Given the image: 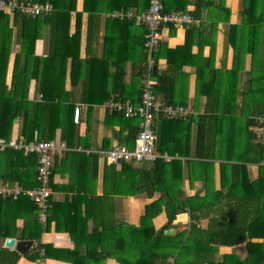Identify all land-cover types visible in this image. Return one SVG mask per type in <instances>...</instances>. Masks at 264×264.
I'll use <instances>...</instances> for the list:
<instances>
[{"label": "crops", "instance_id": "crops-1", "mask_svg": "<svg viewBox=\"0 0 264 264\" xmlns=\"http://www.w3.org/2000/svg\"><path fill=\"white\" fill-rule=\"evenodd\" d=\"M197 2L164 0L167 10L190 11L195 21L190 25L164 28L162 42L154 51V92L157 98L173 106H184L190 113L183 120L165 119L167 122L162 123L158 119L157 132L168 143L162 152L159 149L157 152L171 157L167 160L169 162L175 157L182 162L173 170L174 181H180L183 171L181 189L174 190V193L184 202L191 200V205H186V211L178 214L170 226L166 227L167 215L163 212L154 219L155 227L164 229V234L166 229L174 230L166 235L184 232L185 241L201 243L199 253L193 249L184 253L185 262L196 257L195 264H209V261L217 264L230 255L236 263L237 259L247 260L252 250L254 259L246 264H264V152H259L264 138H254L253 145H250L248 137V131L253 132L257 121L263 117L260 115L264 114V0H203L198 8ZM148 5L149 0H76L69 29L70 35L75 34L77 25L80 29L77 59H73V48L68 50V42L62 41L57 43L55 57L50 55L54 46L53 21L46 15L42 18L47 19L48 24L38 30L35 56L39 61L33 59L30 62L32 72L38 76L34 75L29 83L28 100L41 101V87L48 97L54 98L49 105L56 104L54 113L58 126L51 139L56 141L62 140L66 117L74 114L75 107L82 106V109L80 122L70 128L72 134L75 132V144L67 145V151L57 156L59 160L49 200V215L53 217L50 229L42 231L40 239L25 238V235L37 234L42 229L35 203L29 197L14 199L0 195V251H17L22 255L18 264H41L34 255L39 251L41 254L42 249L37 248L39 243L64 250L56 258H44V264H74L79 254L86 252L85 243L91 239L95 222H105L100 218L96 221V210L105 211L107 224L119 229L127 225L130 229L140 225L145 205L159 197V192L153 197L140 192L115 195L112 202L98 201L105 190V161L100 152L117 144L127 145L121 140L129 131L124 128L121 136L120 125H107L105 104L112 98L134 102L132 99L139 96L140 89L142 92L148 68V54L144 48L145 25L136 20L114 19L110 13L116 10L142 12ZM8 15L12 31L7 40L11 52L6 84L10 89L15 65H28V60L25 54H21L23 20L15 18L17 13ZM62 27L66 28L63 24ZM36 31L34 29V33ZM64 48L70 53L64 54ZM17 54L22 55L18 63ZM142 70L145 72L140 75ZM229 92L235 100L225 106L223 100L218 103L217 99ZM213 110L218 114L232 110L236 115L231 117L230 123L208 124L205 132L208 137L198 141L199 116ZM232 124L239 129V135L224 137L218 133L213 136L216 129H231ZM22 125L21 117L15 119L10 139L26 140L21 133ZM36 136L37 130L32 139ZM209 140H214V145L206 153L212 156H198V143L203 147ZM3 185L23 187L18 183L0 181V187ZM68 207L74 212L80 210V217H88V220L69 221ZM191 209L195 212L194 219ZM102 215L100 213L98 217ZM228 221L235 228L240 226L239 232H245L244 242L216 244L225 238L222 231ZM193 225L196 226L194 235L189 238ZM71 230H74V236ZM8 238L32 240L34 244L28 252L21 253L6 246ZM107 239L112 245L119 238ZM76 240L84 244L79 248ZM208 240L214 242L208 244ZM74 248L76 250L71 252ZM168 261L173 262L174 257H169ZM104 264L122 263L109 257Z\"/></svg>", "mask_w": 264, "mask_h": 264}, {"label": "trees", "instance_id": "trees-1", "mask_svg": "<svg viewBox=\"0 0 264 264\" xmlns=\"http://www.w3.org/2000/svg\"><path fill=\"white\" fill-rule=\"evenodd\" d=\"M34 2H51L54 5V10L45 17L48 20H51L52 24V39L54 42L53 49L51 50V56L55 57L58 53L57 43L62 41L63 43L69 44V48H73V59L79 58L80 53V29L77 25V30L75 34L70 35L69 23H70V14L72 10L76 9V0H31ZM200 3H203V0H198L197 8L200 7ZM44 16H38L36 18H28L26 16L20 15L17 13L15 18H22L23 29L21 31V38L23 46L21 49V54H25L26 59L28 60V65L18 66L15 65L13 73L12 87L8 89L6 84V74L8 59L10 55L9 47L7 46V40L11 37V28H9V15L6 13L0 12V137H5L10 139L12 135V128L14 125L15 119L21 117L23 120L22 125V134L25 139L31 140L34 136L35 131L37 130L39 140H51L55 137L56 134V114L54 113L55 103L49 105L51 100L47 96L46 90L41 87L39 91L42 94L41 101L30 102L28 100V88L29 83L33 76H38V73H33V67L30 65V62L33 59L39 61V57L35 56V44L39 38V32L43 24L47 23V19H42ZM47 20V21H48ZM62 24L66 28L63 29ZM78 24V22H77ZM174 28V26H171ZM34 29H37L34 33ZM66 48L63 49V53H70ZM21 54H17V63L19 62ZM65 62L67 57H65ZM147 67V66H146ZM146 67L144 70L146 71ZM142 70L140 75L145 71ZM36 71V69H35ZM66 71V65L64 66V76ZM153 75L155 71L153 70ZM230 84V82H229ZM219 90V88L217 89ZM141 89L138 92L139 96L133 98L135 103H139L141 100ZM122 99V98H121ZM217 99V98H216ZM223 100L224 106L230 104L231 101H234V95L232 96L230 92L218 98V103ZM107 109V108H106ZM107 114L105 117V122L107 125L118 124L121 127V136L124 135V128H128L127 136L121 140V142H127L126 144L133 148L135 145V139L140 130V120L136 117H126L123 113H111L108 109L106 110ZM67 116L66 110L64 111ZM74 113V109H73ZM236 114L232 110L223 111L222 113H217V110H213L210 114H205L199 116V139L203 141L206 137L205 132L207 133L208 124L218 123H230L231 117L234 118ZM264 117L263 115H260ZM227 118V119H226ZM159 121L162 123L167 122V120H177L180 118H164L163 115H160ZM157 119V122H158ZM167 119V120H165ZM183 120V118H182ZM234 123V122H233ZM252 120L250 121V124ZM66 124L62 130V140H64L69 147L75 144V135L70 132L76 123L73 120V114L69 118L66 117ZM160 124V123H159ZM156 123V134L157 136V149L161 152L165 148L166 141L163 138V135L157 132ZM220 128V127H219ZM160 129V128H158ZM209 131V130H208ZM222 134L224 137L239 135V129H235L234 124L232 128H220V130L213 131V136L216 134ZM74 135V136H73ZM213 136L211 137L213 139ZM248 137L250 140V145H253V139L263 140L259 138L254 132L250 133L248 131ZM80 141V138L78 139ZM165 141V142H164ZM214 140H209L208 144L200 147L198 143L197 155L212 156V154L206 153V150L213 148ZM260 153L264 152V145L262 146ZM67 154H70L68 152ZM261 158V157H260ZM264 159V158H263ZM59 157H55L54 161V174L56 172L55 166L58 162ZM104 160V159H103ZM105 161L104 169V194L98 198V201H108L112 202L115 195H136L140 192L146 193L148 197H153L157 192L160 193L159 197L145 205L144 213L141 217V223L139 226H123L119 229L115 225L107 224L108 215L104 213L105 211L96 210L94 218L96 221H105L100 223L95 222V227L91 235V239L87 241L86 252L84 254H79L78 259L74 261V264H104L107 258H115L122 264H195L197 260L195 257L194 260H189L185 262L183 260V255L186 251L192 250L196 253H199L200 242L196 241L192 244L189 241H185V233L181 232L176 235H166L164 234V229L157 230L155 227L154 219L159 216L161 213L165 212L167 215L166 227L170 226L172 222L177 218V215L186 211L185 206L191 205V200L184 202L180 200L177 195H175L174 190H180L183 182V171L181 172L180 181H174L173 170L176 166L182 165V162L176 157L172 159L171 162L167 161L164 158H158L155 161H146L140 163H128L121 162L118 164H111ZM147 163H151L147 165ZM37 166H38V156L36 154H25L24 152L15 151L12 148H9L5 151H0V181L5 183H18L24 188H32L38 184L37 182ZM180 167V166H179ZM54 178V175H53ZM53 186V183H52ZM26 196H21L24 198ZM98 203V202H97ZM38 216V209L35 205ZM69 208V207H68ZM50 211V209H49ZM69 221H87L88 217L81 218V211L78 209L74 210L70 207L67 210ZM102 213L103 215L98 217ZM192 218L194 219V209H191ZM53 217L49 215L46 226H42L37 232L33 235H25V238H37L40 239L42 231H48L50 229V222ZM109 222V221H108ZM227 226L224 227L225 230L222 231V235L225 237L222 240L216 242V244H225V245H235L246 240L245 232H239L238 229L232 225L231 221L226 223ZM40 226V227H41ZM196 228L193 225L192 233H190L189 238H192L194 235V229ZM235 228V231L233 232ZM240 230V229H239ZM74 236V230L70 231ZM125 232V233H124ZM117 233V234H116ZM108 237H116L115 242L111 245ZM188 240V239H187ZM214 241H207L208 244H211ZM77 246L81 247L83 242H78L76 240ZM195 244V245H194ZM250 244V243H249ZM37 248L44 249V258H56L61 255L63 249H57L51 244L39 243ZM252 249V248H251ZM76 248L71 250L74 252ZM58 253V254H57ZM35 259L41 257L40 251L37 252ZM21 254L17 251H9L8 249H3L0 251V263L4 262L6 264H18ZM254 251L251 250L250 256L245 261H238L236 263L233 261V256H225L221 263L217 264H246L251 262L254 259ZM169 257H174V261H168ZM251 258V260H250ZM199 264V263H198ZM203 264V263H202ZM209 264H215L209 261Z\"/></svg>", "mask_w": 264, "mask_h": 264}, {"label": "built area", "instance_id": "built-area-1", "mask_svg": "<svg viewBox=\"0 0 264 264\" xmlns=\"http://www.w3.org/2000/svg\"><path fill=\"white\" fill-rule=\"evenodd\" d=\"M54 10L53 3H44L31 0H0V12L15 14L20 13L28 18L49 15ZM110 17L114 19L139 21L146 27L144 48L148 54L147 71L143 80L141 100L139 103L121 98H112L105 106L111 113H123L126 117H136L140 120V130L135 139V145L130 148L124 144H117L109 150H102L101 157L111 164L121 162L140 163L155 161L158 158L171 160L169 156L160 155L157 152L156 123L160 115L166 118H183L189 116V110L184 106H173L157 98L154 88L156 81L153 76L154 51L160 46L163 38V30L166 27L190 25L195 17L190 11L167 10L164 0H149L146 10L137 12L134 10L112 11ZM82 106L74 109L73 119L80 122ZM253 132L262 138L264 135V117L259 118ZM12 148L25 154L38 156L37 182L32 188L12 187L3 185L0 187V195L17 199L21 196L29 197L37 206L38 220L46 226L49 218L50 197L54 175L55 157L67 151L65 141L39 140L36 136L32 140L6 139L0 137V151ZM44 249L38 258L44 264Z\"/></svg>", "mask_w": 264, "mask_h": 264}, {"label": "water", "instance_id": "water-1", "mask_svg": "<svg viewBox=\"0 0 264 264\" xmlns=\"http://www.w3.org/2000/svg\"><path fill=\"white\" fill-rule=\"evenodd\" d=\"M173 229H166L165 233L166 234H171L173 233ZM34 241L32 240H16L14 238H8L6 240V246L10 248H16L19 252L25 253L28 252L31 247L33 246Z\"/></svg>", "mask_w": 264, "mask_h": 264}]
</instances>
